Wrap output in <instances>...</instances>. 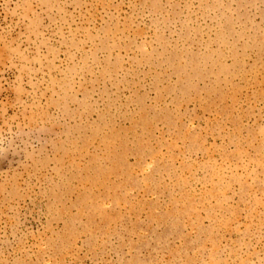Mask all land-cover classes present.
<instances>
[{
    "label": "rangeland",
    "instance_id": "374dc122",
    "mask_svg": "<svg viewBox=\"0 0 264 264\" xmlns=\"http://www.w3.org/2000/svg\"><path fill=\"white\" fill-rule=\"evenodd\" d=\"M0 264H264V0H0Z\"/></svg>",
    "mask_w": 264,
    "mask_h": 264
}]
</instances>
